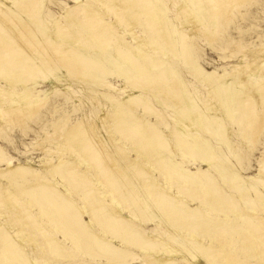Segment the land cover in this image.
Segmentation results:
<instances>
[{"label": "bare ground", "instance_id": "bare-ground-1", "mask_svg": "<svg viewBox=\"0 0 264 264\" xmlns=\"http://www.w3.org/2000/svg\"><path fill=\"white\" fill-rule=\"evenodd\" d=\"M109 1H116L119 6L118 4L116 7L108 5L105 0H84V2L76 0V5H73L71 9L73 10L71 15L69 13L66 17L57 16L51 23L45 18L49 17L46 9L47 0H0V79L3 83H10V87L20 83L26 90L22 94L0 89V99L6 102L0 108V118L7 115L11 123L21 124L24 123L23 120L27 115H33L41 109L44 103H38L36 100L39 94L36 86L40 83L54 86L56 81H60L70 89L72 100L85 104L84 91L76 88L72 81L79 79L78 82L83 84L91 80L99 84L113 77L114 74H119L137 93H142L143 89L134 86L128 77L136 78V80L148 78V81L143 82L144 85L141 83L143 86H163L162 90L165 91L166 98L174 105L172 110L175 116L170 118L171 136L164 135L157 129L156 124L145 121L142 117L135 115L132 110L135 105L140 104L147 114L160 115L161 111L152 100L165 105L166 98H163L161 94L158 95L161 96L158 99L154 94L152 98H149L139 96L137 93H132L130 99L124 98L123 101L117 99L115 101L111 97L114 100L109 101L111 112L106 109L102 115L94 113L87 118V121L80 120L67 128L66 133L63 134L65 145L59 146L57 150L59 156L56 162L58 163L52 167L49 159L45 161L49 164V166L46 165L49 168L48 172L51 173V179L43 177L29 163L25 166H20L18 163L12 166L7 165L6 168L0 169V177L21 179L23 175H26L29 178L41 180L45 187L57 191L52 173L58 172L61 180L68 187L71 188L73 184H76L79 188H83V193L88 198V203L83 204V209L92 216V220H95L93 214L99 212L100 219L105 222L107 234L114 233L115 240H119L126 246H132L133 241L126 240L120 231L127 225L138 226L126 220L112 200L114 194L119 204H122L119 194H122L123 189L128 185L136 205L139 208L143 207L145 218L150 222H158V225L154 224V228L148 230L149 235L153 236L152 232L162 228L167 232L166 239L161 236L158 237L159 239L151 237L155 241L158 239L155 243L168 250L167 254L171 252L174 255H183L184 259L193 257L198 261L186 260L189 264H243L249 258L257 261L258 255H261L260 258L264 261V191L254 190L256 186L264 190V147L257 160L258 176L242 177L235 168L228 167L227 156L219 153L220 148L214 146L206 137L208 135L210 139L218 140L232 151L230 150L233 147L229 139L230 134L224 121L228 119L233 122L235 115L238 116L239 113L245 116L239 138L248 144L247 147L255 146L264 127V44L251 49L249 54L242 55L240 64L229 66L231 71L229 74L225 72L219 74L216 71L204 70L198 60L191 57L188 51L191 37L185 31V26H189L190 32L198 31L200 34L198 36L203 37L209 45L215 43L223 32L219 29L220 25L232 20L235 12L239 14L242 3L244 4L246 0H175L177 11L170 8L164 0ZM134 7L138 10H133ZM170 14L172 18H169ZM200 25L204 30L198 29ZM140 26L145 37L148 38L146 44L135 31V28ZM126 37L130 38V42ZM119 44H124L126 53L119 50ZM145 47L150 48L152 54L145 53L142 50ZM157 50L169 53L171 58L168 60L158 58L154 54ZM236 50L241 49L239 47ZM172 56L181 58V62L189 65L191 69L189 75H195L196 79L207 87V93L201 94L191 89L193 84L186 82L179 70L173 66ZM91 92L95 91H89ZM118 95L122 96V93ZM117 118L119 122L116 127L118 129L122 126L127 127L131 146L140 153L145 151L144 158L154 156L168 178L180 184V188L175 187L177 192L185 196L199 194L201 198L199 200L203 207L206 206L208 213L199 208L192 209L178 201L161 185H158L156 190L142 185V175L152 172L149 167L132 158L112 140L109 122ZM147 124L150 125L149 131ZM85 145L90 146L82 149ZM179 149L190 161L197 164L204 163L211 171L218 172L217 175L226 183V187L234 191L237 196L227 194L226 190L216 183L214 177H210L208 171L198 169L192 172L186 167L187 160L177 162ZM66 154L69 158L64 161L63 155ZM73 156L82 161L73 162ZM83 161L94 172L91 174L96 182L87 176L89 174L86 175L88 169L82 170ZM237 163L239 166V162ZM97 171L99 175L96 174ZM116 176H119L120 181L123 182L118 192L115 189L118 183ZM245 183L248 185L246 186ZM98 185L103 187V192ZM250 192H254V197L250 195ZM28 195L31 198V204H36L34 200L36 194L28 192ZM64 195L68 198L66 194ZM185 196L183 198H186ZM45 198L48 203L50 197L46 195ZM256 199L261 200L259 204ZM69 205L76 213H82L78 203L71 202ZM27 207L18 201V197L11 192L10 188L0 187V210L10 212L11 227L22 235L28 244L26 246L36 247L35 250L43 251L47 258L56 259L62 247L60 248L55 239L42 235L43 233L38 231L35 219L27 213ZM249 209L255 210L258 213H256L257 216L252 215ZM127 211L131 216H140L137 211L130 209ZM43 213L48 215L50 212ZM0 216L7 218L4 213H0ZM236 217L240 218L249 230L246 232L238 228L239 236L242 237L246 246L252 247H249L252 249L251 254L243 255L242 258L238 253L242 245L241 247L232 246L227 241L228 233L232 230L236 231L234 228L237 222ZM65 220L67 223L68 220L66 218ZM195 223L201 224V229H195L193 227ZM182 227L186 229L181 230ZM141 232L139 230L133 235V239L139 241ZM10 233L8 229L3 230L0 237L2 261L10 258L12 264H32L24 255L21 244L15 241L13 234ZM180 233H187L188 236L180 235ZM93 237L96 248L102 252L110 251L97 238L98 236ZM200 238H203L207 244L200 242ZM150 247L152 246L146 243L143 252L147 253L146 249ZM118 252L125 257V260H114L109 264L128 263L130 252L127 249H118ZM144 255L145 261L150 262V255L148 253ZM47 258L46 260L50 261ZM159 259L166 261L163 257Z\"/></svg>", "mask_w": 264, "mask_h": 264}, {"label": "rangeland", "instance_id": "rangeland-1", "mask_svg": "<svg viewBox=\"0 0 264 264\" xmlns=\"http://www.w3.org/2000/svg\"><path fill=\"white\" fill-rule=\"evenodd\" d=\"M75 1L76 0H47L46 9L48 10L49 17L46 16L45 17L46 20L52 23V20L56 19L57 16L66 17V16H69V13L71 15L73 13V10L71 9L76 5ZM80 1L84 2V0H80ZM164 1H167L165 3H167L168 6H170V8L177 11V4L175 3V0H164ZM105 3H107L108 5H112L114 7H116V5L118 4L116 1L111 2L109 0H105ZM117 6H119V4ZM67 8H70V9L67 10ZM133 10L137 11L138 8L134 7ZM239 11H240L239 14L237 12L234 13V16H233L234 18L232 20H229L228 22H226V24L222 23L220 25L219 29L223 32L220 33V36L217 38L215 43L214 42L210 43V45L203 37L198 36L200 35L198 31L190 32L189 26H185V31L188 32V35L190 34L189 36L191 37L190 43H189L190 45H188V51L190 52L191 57L194 60H198L199 64L204 70L216 71L219 74H222L224 72L229 74V72H231L229 66L240 64L241 63L240 59L243 58L242 55H245V54L247 55V53L249 54V51H251V49L258 47L260 44H264V0H246L244 4L242 3V7L240 8ZM171 14L169 15V18L170 17L172 18ZM201 26L202 25H200L198 29L204 30L203 26L202 27ZM140 28L142 29L141 26L135 28L136 29L135 31L137 35L142 39L143 43L146 44L148 43V38L145 37L146 36L145 33ZM126 39L127 41L130 42L129 37H126ZM233 41L234 42L236 41L237 43L236 42L233 43ZM234 44L237 45V47ZM238 45H240L239 47L241 50L235 51V49L237 48L239 49ZM216 46L218 47V49ZM118 47L120 51L126 53L124 50L125 48L124 44H119ZM244 47L246 49H244ZM142 50L147 54H152L151 52L152 50H150V48L148 49V47L142 48ZM230 52L234 53L235 55L234 54L232 55ZM154 54L158 58H161L163 60H168L169 58H171V55L167 52L162 53V52H158L157 50V51H154ZM171 60H173L172 61L173 66H175L176 69L179 70V73L182 75L183 79L186 82H188L190 85L193 84L191 85L192 90L198 93L200 92L201 94L203 92L205 93L208 92L207 87L203 83L199 82L196 79L195 75L193 74L189 75V72L191 71V69L189 65H185L184 62H181L182 61L181 58L173 57ZM128 78L130 82L133 83L134 86H136L137 88L143 89L142 93L141 92L137 93L136 90L131 89V87L127 85L126 79L122 77V75L120 76L119 74H114L113 77L108 78L105 81L103 80L99 84L91 80H87V82L83 84H80L78 82L79 79L72 81L73 85H75L76 88L82 89L84 91V99L86 101L85 104H81L75 100H72L70 97V89L67 88L65 85H63V83H61L60 81L58 82L56 81L57 83L55 82L54 86H50L47 83L38 84L36 86V89L39 92V94L36 100L38 103H42V104L44 103V104L41 109H39L36 113H34L35 115L34 114L27 115L23 120L24 123H21V124L11 123L7 119L8 118L7 115L5 116L3 115L2 118H0V169L6 168L7 165L12 166L15 163H18L20 166H25L26 163H29V165H31L43 177L51 179L50 177L51 173L48 172L49 164L46 163L45 161L46 159H49L51 161L50 165H52V167L55 165V163L56 164L58 163L56 162L58 161V156H59V153H57L58 152L57 150L59 149L58 148L59 146L65 145V138H63V134L66 133L67 128L71 127L72 125H74L76 122H79L80 120L87 121V118H90L94 113L98 115H102L105 113L106 109L107 111L111 112L110 102L114 101L111 99V97L114 98L115 101L116 99L118 101H123L124 98L130 99L132 97L131 96L132 93H137L139 96H142V97L152 98V94H154V96L155 95L157 96V97L155 96L157 99L160 98L161 96L163 98H166L165 91L162 90L163 86H160V85L159 86H156V85L155 86H143L144 85L143 82L145 80L148 81L149 80L148 78H141V80H138V79L136 80V78H134L135 79L134 80L132 77H128ZM1 82L2 80L0 79V89L2 90L12 91V92H17V93H22V94L26 92V90H24V87L20 85V83H18V85L15 87L13 86L10 87L11 85L10 83L8 82L1 83ZM122 88H126L127 90L122 89ZM128 90H130V92H128ZM89 91H95L96 93L95 92L89 93ZM118 93H122V96H119ZM159 94H161V96H158ZM164 100H165V105L164 104L162 105L160 103L158 104L159 101L157 100H152L154 105L161 111V114L160 115L158 114V116L147 114L145 111H143L144 109L140 106V104H137L139 106L135 105L132 110L135 115L142 117L145 121H149L151 124H156L157 129L162 131L164 135L171 136L170 129L172 127V122L170 118H173L172 117L173 115L175 116L173 112L174 105H172V102L169 101V99L166 98ZM5 103H6L5 101L0 99V108H2L5 105ZM244 117L245 116H242L241 114L238 113V116L237 114L235 115L233 122L228 121V119L227 121L226 119L224 121L226 129L230 134L229 139L233 146L232 149L230 150L232 151H229L224 146V144H221L218 140H213V138L210 139L211 137L210 136L208 137V135H206V137L213 143L214 146H216L217 148H220L219 153L225 154L227 156L228 167L232 166V168H235V170L238 171L242 177H257L258 176L257 175L258 174L257 160L260 158V153L262 152L263 147H264V127L256 141L255 146L253 148L247 147L248 144H245V142H242L239 138L240 137L239 132L245 120ZM62 121H64L66 125ZM118 122H119L118 118L113 119L112 121L109 122L110 132L113 135L112 140L115 141L125 151H127V153L132 158L140 161L141 163H144L147 167H149V169L152 172L151 174H148V175L146 174L142 175V178H141L142 185L150 186L154 190L157 189L158 185H161L163 189L169 190L172 196L175 197V199H177L178 201L183 202L184 204L190 206V208L192 209L199 208L208 213L209 211L207 210V208H205L206 206L203 207V204L200 202L201 198L199 194H195L196 196L187 194V196H185V195H182L181 192L179 191L177 192L175 187L177 186L180 188L181 187L180 184L178 185L176 181L170 180L168 178V176L164 173V171L157 164L156 158L152 155H150L149 158H144L145 151H142L143 153L142 152L140 153L138 152L136 148L131 146V143H130L131 137L129 136L127 127L125 128V126H122L121 128L118 129V127H116ZM146 127L149 131L150 125L147 124ZM55 128H57V130ZM126 132L128 133V135ZM61 134L62 136H60ZM54 145H56L57 147ZM89 146L90 145H87V146L85 145L83 146L84 148L82 147V149H85L86 147H89ZM53 152L55 154H53ZM162 153L164 152L162 151ZM178 154H179L178 156L179 158L176 159V161L182 162L184 160H187L188 163L186 164V167L189 171L196 172L198 169H200L201 171L203 170L208 171V174L210 175V177L211 178L214 177V180L216 181V183L219 186L223 187L226 190L227 194L233 197L237 196L235 195L234 191L230 190L229 187H228L229 189L226 187L227 186L226 183L223 180H221V178H219V175H217L218 172L216 173V171H211V169L204 163L197 164V163L190 161L189 159L186 158V156L183 154V151L180 149L178 150ZM63 156H64L63 157L64 161H66L69 158L68 154L63 155ZM72 161L75 163H80V161L82 160H80L76 156H73ZM237 162H239V166L237 165L238 164ZM154 164L155 165L157 164V165L155 166ZM83 169L84 170L88 169V171L86 172V175L89 174L87 176L92 178L95 181L94 176H92L93 174H91L94 172L90 169L89 165L84 161L82 165V170ZM97 172L96 174L99 175V172L98 173ZM56 173L54 171L52 175L54 179V184L57 187V191L59 192L53 191L50 188L45 187L42 184L41 180L32 179L26 175H23L21 179L18 177H14L15 179L14 178L11 179L10 177L8 178L0 177V184H1L0 187L3 186V187L10 188L11 192H14L15 196L18 197V201L28 206L27 213L29 214L30 217L35 219L36 224L39 228L38 231L40 230L41 233H43L42 235H45L47 237H52L58 242V244L60 245V248L62 247L61 253L58 255L56 259L47 258L45 256L46 254L43 251L35 250L36 247L29 248L28 246H26L28 244L24 241L22 235L14 227H11L9 223L11 220L10 212L0 210V213L1 214L4 213L5 217H7V218H3L0 216V237L2 235L3 230L8 229L9 232H11L10 234L11 235L13 234L12 236L14 240L17 241L19 244H21L20 246H22L24 255L27 256V258L32 264H42V263L43 264H109L110 261H114V260L124 261L125 257L119 255L118 249H123V250L127 249L130 252V257L128 259L127 264H189L186 261L189 259L192 262H198L193 257L187 256L189 257V259L188 258L184 259L182 257L183 255H176V254L174 255L171 252L167 254L166 252H168V250L162 248L161 246H158L155 243L159 239L158 237L161 236L165 238L166 236L167 238L168 234L166 231H164V228H162V229H159V231L155 230L154 232H152L153 236L149 235L148 230L153 229L154 224L158 225V222L157 221L150 222L145 218L146 216H145L143 207L140 206L139 208V206L136 205L134 198L131 196L132 194H131V191L129 190L130 188L128 185H126V188L123 189L124 192L122 194L121 193L119 194V196H121V200L123 201L122 204H119V200L116 197V195L114 196V194L112 196V200L115 206H117L118 210L121 212L122 216L126 220L132 221L138 226V227L136 226L129 227L127 225L126 227H122L120 231L126 240L133 241V245H132L133 247L126 246L124 244H121L119 240H115V237L113 236L114 233H109V235L107 234L105 230V222L104 220L100 219L101 214L99 212L97 213L95 212L93 214V217L95 219L93 221L92 216L89 213H87L85 209H83V204L88 203V200H87L88 198L85 195V193H83V188L80 187L81 188L80 189L78 185H77L78 187L76 186V184H73L71 188L70 186L68 187V185H65L63 183L58 172ZM17 179L19 180L17 181ZM120 180L121 179H119V176H116V181L118 183L115 185V189L117 192L123 186V182ZM23 181L24 182L26 181V182L24 183ZM245 185L247 186L248 184L245 183ZM98 187L102 192L104 191L101 185H98ZM254 190H258L261 192L264 191L262 187L260 188V186H256ZM28 192H33L36 194L34 196V200L37 205L31 204V201H30L31 198L29 197ZM253 193L254 192H250V195L252 197H254ZM64 194H66L68 198ZM46 195L50 197V199L48 200V203L46 202L47 201V198H45ZM61 195L62 196L64 195V196L62 197ZM184 196L186 198H183ZM187 198H189V200ZM190 199L192 201H190ZM237 200L241 202L239 198H237ZM259 201L261 200L256 199V202L258 204H259ZM71 202L78 203L80 205V211L82 212L81 214L76 213L70 207L69 203ZM180 207H182V205H180ZM128 209L133 210L135 212L137 211V213H139L140 216H135V215L131 216L130 213L127 211ZM44 211H48L50 213L46 215L43 213ZM249 212L254 216H257L258 214L255 210H252V209H249ZM65 218L68 220L67 223L65 222L66 221ZM239 219L240 218H237V217L235 219L237 221L236 224H234L235 226L234 228L236 229V231L232 230L233 232L232 231L229 232L228 233L229 236L227 237L228 240L227 239L226 240L230 242L232 246L237 245L241 247L242 245L241 247L242 249L238 252L240 258H242L246 254L248 255L251 254L252 247L246 246L242 240V237L239 236L238 228L243 229L246 232L249 231L246 228L245 224L242 223L243 221ZM199 223L197 224L195 223L193 226L197 230L201 229L200 228L201 224ZM14 225L17 226V224L15 223ZM185 229L186 228L182 227L181 230H185ZM139 230L142 232L140 233L141 237H140V240L138 241V240L133 239L132 236L138 233ZM183 234L185 236L186 235L188 236L187 233H180V235H183ZM93 236H98L97 238L100 239V241H102L110 251L102 252L98 248H96L93 244L94 243ZM151 237L158 238V239L155 241V240H152ZM199 241L205 242L207 244V242L204 241L203 238H200ZM146 243L152 246L146 249L147 253L150 255V258H151L150 262H146L144 258L145 256L144 254H147L143 252V247ZM36 251L37 252L39 251V252L37 253ZM231 251H232V254L235 253L233 249ZM1 254H2V246L0 244V261H2ZM43 256L45 257L43 258ZM160 257H163L166 261H162L161 259H159ZM260 257L261 255H258L257 261L252 258H249V260L243 262V264H264V261H262V258ZM46 258L49 259L50 261L46 260ZM259 258L261 259L260 261H259ZM9 259L3 260L1 264H12V262Z\"/></svg>", "mask_w": 264, "mask_h": 264}]
</instances>
